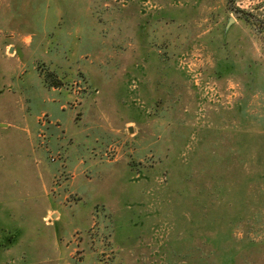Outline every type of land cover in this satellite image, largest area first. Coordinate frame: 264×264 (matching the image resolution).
I'll use <instances>...</instances> for the list:
<instances>
[{
  "label": "rangeland",
  "instance_id": "1",
  "mask_svg": "<svg viewBox=\"0 0 264 264\" xmlns=\"http://www.w3.org/2000/svg\"><path fill=\"white\" fill-rule=\"evenodd\" d=\"M0 123V264H264V0H0Z\"/></svg>",
  "mask_w": 264,
  "mask_h": 264
},
{
  "label": "crops",
  "instance_id": "2",
  "mask_svg": "<svg viewBox=\"0 0 264 264\" xmlns=\"http://www.w3.org/2000/svg\"><path fill=\"white\" fill-rule=\"evenodd\" d=\"M10 51H12V49L10 48ZM1 124H4V123H0V126L2 127H4V126H6L5 124L4 125H1ZM31 135V134H30ZM25 138H23L22 137V139L20 140V141H22V140H27L29 137H26V136H24ZM0 176L3 178V177H5L4 176V174L3 173H0ZM1 182V184H0V190H1V188L3 187V182L2 181H0ZM5 186V185H4ZM53 215V214H52Z\"/></svg>",
  "mask_w": 264,
  "mask_h": 264
},
{
  "label": "water",
  "instance_id": "3",
  "mask_svg": "<svg viewBox=\"0 0 264 264\" xmlns=\"http://www.w3.org/2000/svg\"><path fill=\"white\" fill-rule=\"evenodd\" d=\"M231 20H233V19H231ZM1 125H4V124H1Z\"/></svg>",
  "mask_w": 264,
  "mask_h": 264
}]
</instances>
